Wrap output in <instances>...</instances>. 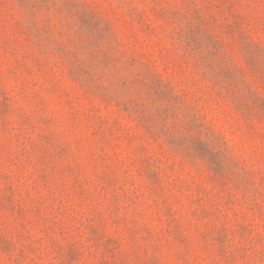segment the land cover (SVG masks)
<instances>
[{
    "label": "rangeland",
    "instance_id": "obj_1",
    "mask_svg": "<svg viewBox=\"0 0 264 264\" xmlns=\"http://www.w3.org/2000/svg\"><path fill=\"white\" fill-rule=\"evenodd\" d=\"M0 264H264V0H0Z\"/></svg>",
    "mask_w": 264,
    "mask_h": 264
}]
</instances>
